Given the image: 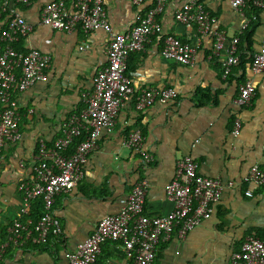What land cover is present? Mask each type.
I'll return each instance as SVG.
<instances>
[{"label":"crops","instance_id":"crops-1","mask_svg":"<svg viewBox=\"0 0 264 264\" xmlns=\"http://www.w3.org/2000/svg\"><path fill=\"white\" fill-rule=\"evenodd\" d=\"M52 1L32 0L16 9L32 27L29 37L20 42L22 49L47 53L52 61L47 81L15 94L21 136L16 143L3 146L0 162V228L7 231L20 217L19 187L33 176L39 141L51 147L60 139L67 119L83 108L81 96L92 90L93 76L106 60L109 36L102 29L85 34L77 28L67 35L41 25V12ZM185 2L169 0L159 17L161 33L150 39L145 51L127 60L136 93L170 88L177 98L143 112L136 111L134 98L123 102L114 126L100 133L98 147L84 165L83 180L55 198L52 215L62 225V236L51 238L38 249L7 248L1 264L65 263L102 218L119 212L141 180L147 184L143 213L148 217L168 214L173 205L165 188L174 178L176 162L183 157L197 161L202 176L221 180V198L213 213L184 239L174 232L169 242L159 243L153 264H229L249 232L264 238V186L245 183L251 166L264 171V72L255 74L250 69L251 56L261 52L264 43V9L259 10L250 46L238 48L243 67L234 66L223 79L225 54L213 55L212 38L199 36L174 19L175 11ZM151 5L150 0L140 6L130 0H104L107 20L116 34L133 28ZM205 5L214 30L224 32L228 39L238 36L241 18L229 0H205ZM6 22L2 15L0 29ZM169 36L194 47L191 65L163 59L160 52ZM245 81L252 82L255 95L248 107H238V88ZM235 118L241 122L238 137L231 134ZM136 129L154 158L146 168L140 156L123 145V138ZM248 190L251 198L245 196ZM129 258L119 244L106 243L95 264H124Z\"/></svg>","mask_w":264,"mask_h":264},{"label":"built area","instance_id":"built-area-1","mask_svg":"<svg viewBox=\"0 0 264 264\" xmlns=\"http://www.w3.org/2000/svg\"><path fill=\"white\" fill-rule=\"evenodd\" d=\"M32 0H15L14 4L28 6ZM147 0H130L140 6ZM153 2L138 23L130 30L114 33L107 20L104 0H53L41 12V25L70 35L77 28L89 34L102 29L109 36L106 60L99 64L93 76V87L81 96L83 108L70 116L61 131V137L49 147L39 141L33 176L29 183L20 185L22 206L20 217L8 228V237L0 243V264L7 248L21 247L27 242L41 245L48 236L59 238L63 228L52 215L55 198L69 193L84 178V165L98 147L99 135L110 130L123 102L134 98L135 109L143 112L156 103L167 104L177 98L170 88H148L136 93L133 80L127 72V60L132 54L145 51L153 36L161 33L159 17L169 0ZM264 9V0H229L231 9L241 18L238 36L227 38L222 31L213 29L214 20L208 12L205 0H186L175 11L174 19L199 36H210L213 40L214 56L225 54L222 78L226 79L238 64L240 36L248 29L250 19L246 16L247 3ZM8 13L5 30H0V162L1 150L7 143H16L21 136L20 115L15 94L21 93L37 82L47 81V71L52 58L35 49L16 50L14 45L25 41L32 27L17 13L9 0H0V19ZM165 60L180 65H191L195 49L185 41L167 37L160 52ZM250 69L253 73L264 72V43L261 52L252 57ZM255 95L251 81L239 85L235 105L248 107ZM241 122L235 118L233 137H238ZM83 138L78 142L80 138ZM127 150L138 154L144 168L154 158L144 148V138L136 129L123 138ZM22 167V165H20ZM199 163L191 157L176 162L175 175L165 188L167 199L172 203L171 211L163 216L148 217L143 213L147 184L138 181L126 197L125 204L117 214L102 218L94 231L80 242L61 264H95L106 243L119 244L130 258L124 264H153L157 246L169 242L173 233L184 239L189 231L200 225L212 213L222 194L219 178L204 177L199 173ZM248 186H264V171L258 165L250 167L245 178ZM245 196L251 198L250 190ZM42 203L43 213L35 223L21 219L29 215L34 202ZM229 264H264V241L255 232L247 235Z\"/></svg>","mask_w":264,"mask_h":264},{"label":"trees","instance_id":"trees-1","mask_svg":"<svg viewBox=\"0 0 264 264\" xmlns=\"http://www.w3.org/2000/svg\"><path fill=\"white\" fill-rule=\"evenodd\" d=\"M14 2H15V0H12V3L10 2V5L11 6L12 5L15 6V8L17 9L18 4H14ZM152 5H153V2H152ZM145 12L142 14V16L145 14ZM245 14L250 19V24H249L248 29L244 32V34L239 39V44H238V48L239 49L240 48L242 49V47H244L243 45L250 46L251 36H252L251 33H252L254 27L256 26V24L258 23V20H259V18H258V16H259V10L256 9V8H254L251 5V2H248L247 3V8L245 10ZM3 18L5 19V21H6V19L8 21V13L7 12L5 14H3ZM4 24H7V22L4 23ZM5 28H6V26H4L0 30H3V29L5 30ZM14 47H15L16 50H21L22 49V43L15 44ZM252 57L253 56H251V58H250V63L252 62ZM244 63H245L244 62V59H242V58L240 59L239 58L237 65H238L239 68H242ZM128 70L129 69H128V65H127V72H128ZM205 93L206 92H202L201 94L203 95ZM82 139L83 138L81 137L78 140V142L81 141ZM42 213H43L42 203L40 201L34 202L32 204V206H31L30 211H29V215L26 216L25 218H22L21 221L24 223V222H26V220H30L32 223H35L38 220V218L42 215ZM250 233L251 232H249L247 235H249ZM255 234L257 235V237L259 239H261V240L264 239L258 232H255ZM7 237H8L7 228H0V243H3L7 239ZM51 238H54V237L48 236V238L46 239V241H49ZM44 244H41V245H32L29 242H27L26 244H24L23 246H21V248L23 247L24 249H27L28 247H32L34 249H38L41 246H43ZM10 247H13V246H10Z\"/></svg>","mask_w":264,"mask_h":264}]
</instances>
